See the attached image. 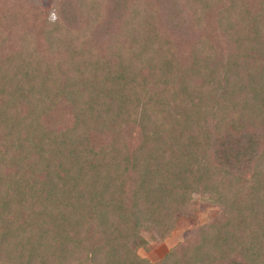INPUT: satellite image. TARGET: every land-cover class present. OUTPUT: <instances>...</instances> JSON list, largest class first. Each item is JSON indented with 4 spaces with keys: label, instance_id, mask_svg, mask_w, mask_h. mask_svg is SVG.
Returning a JSON list of instances; mask_svg holds the SVG:
<instances>
[{
    "label": "trees",
    "instance_id": "16d2710c",
    "mask_svg": "<svg viewBox=\"0 0 264 264\" xmlns=\"http://www.w3.org/2000/svg\"><path fill=\"white\" fill-rule=\"evenodd\" d=\"M9 2L0 264H264V0H55L43 42Z\"/></svg>",
    "mask_w": 264,
    "mask_h": 264
},
{
    "label": "rangeland",
    "instance_id": "374dc122",
    "mask_svg": "<svg viewBox=\"0 0 264 264\" xmlns=\"http://www.w3.org/2000/svg\"><path fill=\"white\" fill-rule=\"evenodd\" d=\"M9 1L11 2L12 0ZM22 1L24 3H22ZM14 2L18 6L24 5L26 7L21 9L20 6L19 8L22 10L19 14L22 15V13L25 12L22 18V23L26 21L25 26L34 28L35 36L41 40V42H43V38L40 36L42 32L40 25H42L46 19H54L55 9L53 8L55 6V0H13V3ZM111 4L112 3L110 2V5ZM5 5L6 4H2V8L0 6V18L3 14L6 15V13L10 11L9 9L5 8ZM62 9L64 11L65 18L68 19V21H73L74 12L69 9L68 6H64ZM122 11H124V8L120 6V9H116L115 14H120ZM12 19L14 21V16H12ZM13 30L14 32H17V30H19V26L15 24ZM217 214L218 210L213 205L207 194L203 192L194 193L192 195V199L189 202V212L185 215L177 216L176 226L165 239H158L153 234L151 229H142V234L147 238V246L138 249L137 252L139 256L146 257L153 263L159 262V260L162 259L165 254H167L168 250L172 246L183 241L188 230L195 228L202 222H207L213 219Z\"/></svg>",
    "mask_w": 264,
    "mask_h": 264
}]
</instances>
